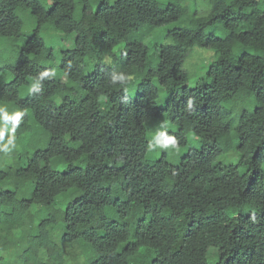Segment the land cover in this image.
Instances as JSON below:
<instances>
[{
  "label": "trees",
  "instance_id": "16d2710c",
  "mask_svg": "<svg viewBox=\"0 0 264 264\" xmlns=\"http://www.w3.org/2000/svg\"><path fill=\"white\" fill-rule=\"evenodd\" d=\"M183 1L0 0L5 264H68L75 247L83 264H264V0ZM51 32L72 45L54 51ZM195 45L216 58L190 88ZM250 99L236 123L223 110ZM162 114L175 146L199 143L175 164L145 158ZM232 146L236 162L216 161Z\"/></svg>",
  "mask_w": 264,
  "mask_h": 264
},
{
  "label": "rangeland",
  "instance_id": "374dc122",
  "mask_svg": "<svg viewBox=\"0 0 264 264\" xmlns=\"http://www.w3.org/2000/svg\"><path fill=\"white\" fill-rule=\"evenodd\" d=\"M159 1L163 3L166 2V0H159ZM183 2L186 4L189 3L190 0H184ZM196 6H197V12L199 13L204 12L206 9V1L198 0L196 2ZM194 7L195 6L192 5L190 8H194ZM218 26L219 25L216 24L215 26L207 27L205 32H215L217 35L222 36L223 32L220 30ZM42 37L47 46L54 49V51H58V48L71 46L74 35L72 34L69 36H65L62 33L51 32L49 34L42 33ZM156 41L159 43L170 42L168 38H164L163 36L157 37ZM144 43L148 47H151L154 41L151 38H147L144 41ZM153 48L154 46H152L151 52ZM120 51H121L120 46L115 47L113 50L115 55H119ZM215 58H216V54L212 50L207 48H202L195 45L188 50L184 60V69L189 74V79L187 81L188 87L192 88L196 85V81L201 79L206 74L207 69L211 66ZM105 59H106L105 60L106 63L109 62L107 57ZM135 89H136V84L133 83L132 85L126 88L125 93L128 95H132ZM163 94H164L163 90H160L159 95L162 97ZM161 103L162 100L159 101V104ZM229 104L224 105L223 110L228 112L227 116L234 123H236L238 118L237 114L241 109H253L255 106L252 99L238 103V105L233 107L232 110L228 108ZM145 126H146V139H147V150L145 153V158L148 160H152L156 157H159L160 155H163L168 163L175 164L178 162L179 158L183 156V154H185L188 150L199 148V143L196 140L194 134L191 132L187 134V140L184 145L174 147L171 144L168 145L161 144L160 143L161 137L167 138L172 132H175L177 130V125L175 123L170 122L165 117L164 114H162L157 118H150L145 123ZM14 135H15L14 130H10L8 146H13L16 150L21 151V145L17 141V138L14 137ZM237 159L238 157L234 151V146H232L226 151H223L220 155H218L216 161L221 163H234L237 161ZM4 162L6 164H9L10 159L7 158L6 161ZM60 168H62V166H60ZM262 169L264 171V161H262ZM59 201H60L59 198H57V206L60 205ZM31 210L34 211V207H32ZM72 251L75 254V256L73 255V257L69 259L68 264H83L82 255H78L76 258V254L81 252L80 249L75 247L74 249H72ZM39 255L41 257H46V252L44 250H40ZM207 255L209 260L213 261L217 257V250L215 248H211L208 250ZM0 258H1L0 264H5L9 261L15 262L18 258V255L17 252L14 250L0 249Z\"/></svg>",
  "mask_w": 264,
  "mask_h": 264
},
{
  "label": "clouds",
  "instance_id": "9594fccd",
  "mask_svg": "<svg viewBox=\"0 0 264 264\" xmlns=\"http://www.w3.org/2000/svg\"><path fill=\"white\" fill-rule=\"evenodd\" d=\"M21 116H23V113H22V112H15V113L10 117V119L14 117V118L18 121L19 118H20ZM0 134H2V133H0ZM160 143H161V144H164V145L171 144V145H173V146L175 147V145H176V140H175V138H173V137H167V138H165V137H161V138H160Z\"/></svg>",
  "mask_w": 264,
  "mask_h": 264
}]
</instances>
